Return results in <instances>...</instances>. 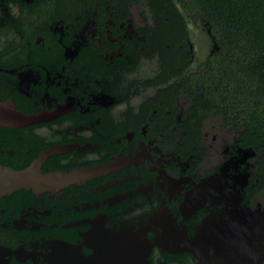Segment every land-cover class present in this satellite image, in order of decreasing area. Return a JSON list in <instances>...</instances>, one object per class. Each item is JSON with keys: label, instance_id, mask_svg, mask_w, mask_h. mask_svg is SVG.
<instances>
[{"label": "flooded vegetation", "instance_id": "obj_1", "mask_svg": "<svg viewBox=\"0 0 264 264\" xmlns=\"http://www.w3.org/2000/svg\"><path fill=\"white\" fill-rule=\"evenodd\" d=\"M149 5L0 0V105L41 118L0 123V168L47 150L45 174L114 164L0 196V264H133L143 247L150 264H264V109L252 137L199 107L183 84L214 54L209 25L172 45Z\"/></svg>", "mask_w": 264, "mask_h": 264}, {"label": "trees", "instance_id": "obj_2", "mask_svg": "<svg viewBox=\"0 0 264 264\" xmlns=\"http://www.w3.org/2000/svg\"><path fill=\"white\" fill-rule=\"evenodd\" d=\"M149 1L151 11L171 17L164 37L172 45L185 36L188 20L208 23L214 54L183 85L196 94L199 107L247 126L253 137L256 109H264V0Z\"/></svg>", "mask_w": 264, "mask_h": 264}, {"label": "water", "instance_id": "obj_3", "mask_svg": "<svg viewBox=\"0 0 264 264\" xmlns=\"http://www.w3.org/2000/svg\"><path fill=\"white\" fill-rule=\"evenodd\" d=\"M41 121V118L35 115L26 116L17 112L14 107L10 105H0V123L7 126H20L24 124H34ZM56 151H45L40 157L28 168L23 170H13L10 168H0V196L11 194L17 190L26 189L33 190L37 193L49 190L55 182L66 181L74 174L90 176L95 173L107 171L114 166V164H106L99 167L87 168L80 171H75L72 174H64L57 176L55 174H45L42 172L41 166L49 156ZM61 153V150H58ZM149 249L143 247L138 251H133V264H150L148 260Z\"/></svg>", "mask_w": 264, "mask_h": 264}, {"label": "rangeland", "instance_id": "obj_4", "mask_svg": "<svg viewBox=\"0 0 264 264\" xmlns=\"http://www.w3.org/2000/svg\"><path fill=\"white\" fill-rule=\"evenodd\" d=\"M197 34L198 35L194 38L196 40V44H197V47H195L197 49L196 55L198 54V56H199L198 58L200 60H203L204 59V55L206 53V49H205L206 38L202 36L201 32H198ZM208 48L210 49V44L209 43H208Z\"/></svg>", "mask_w": 264, "mask_h": 264}]
</instances>
